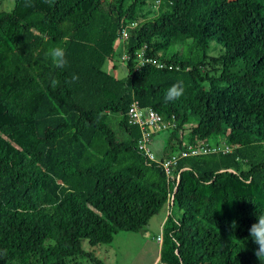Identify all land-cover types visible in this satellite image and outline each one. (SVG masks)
<instances>
[{
    "label": "trees",
    "instance_id": "1",
    "mask_svg": "<svg viewBox=\"0 0 264 264\" xmlns=\"http://www.w3.org/2000/svg\"><path fill=\"white\" fill-rule=\"evenodd\" d=\"M53 47L64 68L46 56ZM121 47L125 78L105 69ZM140 52L168 66L142 64ZM177 82L184 95L166 103ZM134 102L167 123L166 158L200 142L232 151L182 158L171 180L139 149ZM165 208L156 264H261L249 228L264 213V0H16L0 10V264H82L93 254L84 241L144 231Z\"/></svg>",
    "mask_w": 264,
    "mask_h": 264
},
{
    "label": "rangeland",
    "instance_id": "2",
    "mask_svg": "<svg viewBox=\"0 0 264 264\" xmlns=\"http://www.w3.org/2000/svg\"><path fill=\"white\" fill-rule=\"evenodd\" d=\"M16 0H0V10L12 11L15 7ZM209 63L211 73L219 75L222 65L221 48L214 43L209 49ZM126 52L124 49H117V54L113 61H109L105 69L119 78L128 76L127 63L124 60ZM219 69L218 71H215ZM188 134V133H187ZM170 129L167 123H163L162 128L157 129L154 133L151 143L149 144L155 157L163 159L166 155V147L169 145ZM177 214H180L175 209ZM167 208L163 209L160 214L154 216L144 231L132 232L122 230L118 232L113 242L101 244L95 247L90 246L88 241H84L83 248L87 252H93L92 256L83 258L82 264H156L161 253L159 237H162V225L166 219Z\"/></svg>",
    "mask_w": 264,
    "mask_h": 264
},
{
    "label": "built area",
    "instance_id": "3",
    "mask_svg": "<svg viewBox=\"0 0 264 264\" xmlns=\"http://www.w3.org/2000/svg\"><path fill=\"white\" fill-rule=\"evenodd\" d=\"M135 26H137L136 23L130 25V27H135ZM127 38H128V32L126 28L122 32L121 39L126 40ZM118 44L119 41L117 42V45ZM138 56L140 57V59H142V64L153 63L161 69L168 66L164 63L156 62L153 59L145 58L144 52H140ZM169 68L173 69V65L172 66L169 65ZM128 117L130 123L138 126L142 131V139L138 142L139 149L144 153L145 156H147V158L150 161L160 165L161 168L165 171L167 177L171 180H174L175 178H179V176H177L176 173H177L179 160L182 158H186L190 156L196 157L211 152L230 153L232 151V148L227 144L214 145L205 142H200L196 146H190L189 148L172 155L170 158L157 159L152 149L150 148L149 143H150L151 134L157 129L162 128V125L164 123L162 116L154 109L142 108L138 102H134L128 112ZM158 240H160L161 242L162 239L159 237Z\"/></svg>",
    "mask_w": 264,
    "mask_h": 264
},
{
    "label": "clouds",
    "instance_id": "4",
    "mask_svg": "<svg viewBox=\"0 0 264 264\" xmlns=\"http://www.w3.org/2000/svg\"><path fill=\"white\" fill-rule=\"evenodd\" d=\"M67 39V37H65ZM46 56L49 57L54 66L57 68H64L67 64L66 53L62 47H53L48 50ZM79 77L73 75L71 81L69 83L78 80ZM53 86L56 85V81H53ZM185 89L182 86V82H177L176 84L172 85L168 88L165 92L164 100L166 103L174 102L179 100L184 95ZM257 223H254L249 228V236L252 242L257 245L258 247L254 251V255L257 259L264 264V213H260L257 216ZM237 227V222L234 220L232 221L230 228L234 231Z\"/></svg>",
    "mask_w": 264,
    "mask_h": 264
},
{
    "label": "crops",
    "instance_id": "5",
    "mask_svg": "<svg viewBox=\"0 0 264 264\" xmlns=\"http://www.w3.org/2000/svg\"><path fill=\"white\" fill-rule=\"evenodd\" d=\"M120 45V44H119ZM157 131V130H156ZM156 131H154L153 133H152V138H153V135H154V133L156 132ZM167 155H168V153H167V151H166V155H165V157L164 158H166L167 157ZM166 217H167V215H166Z\"/></svg>",
    "mask_w": 264,
    "mask_h": 264
}]
</instances>
